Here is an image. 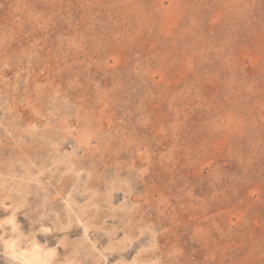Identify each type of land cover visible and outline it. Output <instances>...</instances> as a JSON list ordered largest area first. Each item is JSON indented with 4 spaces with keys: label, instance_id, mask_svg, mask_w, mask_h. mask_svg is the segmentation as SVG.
Returning <instances> with one entry per match:
<instances>
[{
    "label": "clouds",
    "instance_id": "obj_1",
    "mask_svg": "<svg viewBox=\"0 0 264 264\" xmlns=\"http://www.w3.org/2000/svg\"><path fill=\"white\" fill-rule=\"evenodd\" d=\"M0 264H264V0H0Z\"/></svg>",
    "mask_w": 264,
    "mask_h": 264
},
{
    "label": "rangeland",
    "instance_id": "obj_2",
    "mask_svg": "<svg viewBox=\"0 0 264 264\" xmlns=\"http://www.w3.org/2000/svg\"><path fill=\"white\" fill-rule=\"evenodd\" d=\"M41 47L44 49V52H43V56H42V59H45L48 57L49 55V51L54 47V41L52 40H47L44 42L43 45H41ZM167 51V48L166 46H162V54L164 52ZM148 87H152L151 85H147ZM165 93L168 91L167 89L163 90ZM197 118L195 116L192 117V120L195 121ZM193 127L195 126V124L192 125ZM164 177L162 176L161 177V180H163Z\"/></svg>",
    "mask_w": 264,
    "mask_h": 264
}]
</instances>
